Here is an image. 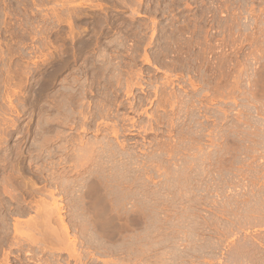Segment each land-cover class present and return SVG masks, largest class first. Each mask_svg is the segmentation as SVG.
Masks as SVG:
<instances>
[{
    "label": "rangeland",
    "instance_id": "rangeland-1",
    "mask_svg": "<svg viewBox=\"0 0 264 264\" xmlns=\"http://www.w3.org/2000/svg\"><path fill=\"white\" fill-rule=\"evenodd\" d=\"M98 181L120 219L105 252L73 195ZM33 183L60 189L88 264H264V0H0L11 232L40 220L11 194L52 202Z\"/></svg>",
    "mask_w": 264,
    "mask_h": 264
},
{
    "label": "bare ground",
    "instance_id": "bare-ground-1",
    "mask_svg": "<svg viewBox=\"0 0 264 264\" xmlns=\"http://www.w3.org/2000/svg\"><path fill=\"white\" fill-rule=\"evenodd\" d=\"M48 178L51 181L57 179L55 173L50 174L48 176ZM62 178H64L63 175H62ZM46 179H45V181H46ZM99 181L98 182H95V183H92L91 185H90V183L89 184L86 183L87 186L84 187L86 190H82V189L81 190H77L76 189V192L74 190L73 195H74V193H76L77 199L79 201L75 200V198H74V200L77 201L78 204L81 201H83V203H84L85 202V199H88V198L91 199L90 200L91 202L89 204L87 203L88 205L82 203V208H81L82 213H81V216L83 218L81 217L82 221H80L78 219V222L79 221L81 222V228H82V232H83L84 228H87L86 227V224L84 223L85 222L84 219L86 220V218H84V217H86V216L88 217V219H87V226H89L90 227L89 229H92V231L94 232L93 234H90V235H93V236H96L97 235L98 236V238L96 236V238L98 240L96 242L98 243L99 248L102 250V252H103V249H104V252H105L106 250H105V248L103 246H105V242H106V237L107 236L106 235H103L102 236L101 234H102V232H104V233L105 232H111L110 230L112 229V227L114 225L116 226L115 222H117L118 217L116 218V217H113L112 216L114 214L113 211H110L111 213L113 212V214H111L110 212H108L109 209L108 210H105V209L101 208V206L106 205L105 202H108L109 201L108 198L111 195L110 193H113V192H110L109 193V191L106 189L107 192H108V197H107V192L104 190V186L102 185V183L100 184ZM62 185H63V183H62ZM5 191H6V194H9V195L11 194V192L8 189H6ZM58 193H61L59 188H55V189H46L45 187L44 188H38L34 184L33 188L29 191V196L31 198H36L37 196H39V197L40 196L48 197V198H51L52 199L51 200L52 202H47V200H44L43 199V200H39V201L27 203L26 201H24V202L21 201L18 198V196L15 197V196H13V194H11L12 195L11 198L15 199L16 200V203L18 204V213L16 212L17 214L24 216V215L28 214L32 209H36L37 212H38V214H39L38 216H39V219L40 220L38 221V220L33 219L31 221L22 222V221H19V220L15 219V222L13 224V226H14L13 227V232H11V228L12 227L10 228L11 225L6 222L8 218L1 219L2 221H1V225H0V264H47V262H44V260H42V258H37L38 255L35 254L36 251H33L34 247H37V251L39 249V251L42 252V254L45 253V252H48V251H50V252L52 251L51 253H54V254H55V252H53V251H61V252H65L66 251L68 253L69 258L72 259V260H75L76 264H88L89 263V262L86 263V261H85V257H84L85 255H83V252L84 251H80V249H81L80 248L81 246L79 244L80 243V237L78 236L80 234H76V233L75 234H72V232H71L72 226L66 222L65 216L63 217V212L65 210V207L63 206V204L61 202H59L57 200L56 196L58 195ZM127 195H129V194L127 193ZM113 197H114V195H113ZM113 197H112V199H113ZM115 197H116V194H115ZM112 199H110V200L113 201ZM70 200H71V197H70ZM114 201H115V199H114ZM103 202H104V204H103ZM107 207H108V204H107ZM9 208H10V206H9ZM78 213H77V215L75 214V216H80V214H78ZM117 214L118 213H116L115 215H117ZM38 216H36V218ZM74 218L77 220L76 217H74ZM118 220H120V219H118ZM77 225L80 227L79 224H77ZM83 236H85V235L83 234ZM174 241H175V239H174ZM127 247H129V246H127ZM106 248L108 249V247H106ZM95 249H96V247H95ZM125 249L126 248H124V250ZM216 249H218V248H216ZM107 251L109 252V250H107ZM239 251H238V255H239ZM232 252H231V254H232ZM25 254L29 257V259L28 258L26 259ZM89 254L93 258L95 257V255L93 253H89ZM102 254H101V256H102ZM179 254H178V256H179ZM109 255H110V253H109ZM51 256H52V254H51ZM87 256H88V253H87ZM175 256H177V255H175ZM24 257H25V259H24ZM41 257H42V255H41ZM171 257H172V259L175 258V257L173 258V256H171ZM53 259H54V257H53ZM94 259H95V261L100 262V263H103V264H112L111 261H108L106 259H101L100 257L94 258ZM178 259H179V257H178ZM189 259L191 260V257ZM237 259H239V258H237ZM263 259H264V257H263ZM47 260H49V259H47ZM186 260H188V259H186ZM247 261H249V260H247ZM58 262H59V260H58ZM55 264H58V263H55Z\"/></svg>",
    "mask_w": 264,
    "mask_h": 264
}]
</instances>
